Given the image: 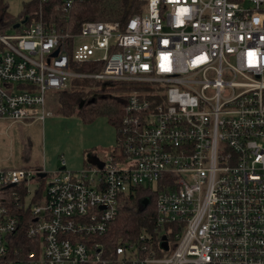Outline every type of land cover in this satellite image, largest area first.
Wrapping results in <instances>:
<instances>
[{
	"label": "built area",
	"instance_id": "2783aa9c",
	"mask_svg": "<svg viewBox=\"0 0 264 264\" xmlns=\"http://www.w3.org/2000/svg\"><path fill=\"white\" fill-rule=\"evenodd\" d=\"M143 1L123 27L0 34V121H44L74 79L127 94L101 165L63 160L32 205L38 252L7 258L16 219L0 203V264H264V0ZM43 173L0 169V190ZM137 186L156 192L154 228L109 252L101 237Z\"/></svg>",
	"mask_w": 264,
	"mask_h": 264
},
{
	"label": "trees",
	"instance_id": "16d2710c",
	"mask_svg": "<svg viewBox=\"0 0 264 264\" xmlns=\"http://www.w3.org/2000/svg\"><path fill=\"white\" fill-rule=\"evenodd\" d=\"M64 2L65 0H24L21 11L17 17H14L8 12L7 1L0 0V34H6L9 30L18 32L31 21H42L70 33L79 32L83 23L90 20L116 21L123 27L131 16L140 14L144 6L143 0H75L71 7L64 11L62 6ZM25 18L27 20L23 24L14 28L16 23ZM77 65V69L81 72L100 69V66L92 68L87 63ZM88 84L97 86L100 82L74 79L71 83L73 88L57 93L56 102L53 104L55 112L63 115H88L92 118L104 115L118 131L127 94L116 92L100 95L97 94L100 91L99 88L85 91L84 86ZM113 89L119 88H109V90ZM42 193L41 186L34 191L33 197L27 203L28 189L25 183L0 190L1 205L16 219L15 229L5 237L8 259L18 260L31 251H39V237H28L26 230L28 224L36 217L32 214V205L40 203ZM155 196L156 192L151 188L137 186L120 197L118 213L101 237L107 251L110 252L116 246L136 241L143 231L153 230L156 218ZM144 199H147L146 204H143ZM157 254L163 255L159 252Z\"/></svg>",
	"mask_w": 264,
	"mask_h": 264
},
{
	"label": "rangeland",
	"instance_id": "374dc122",
	"mask_svg": "<svg viewBox=\"0 0 264 264\" xmlns=\"http://www.w3.org/2000/svg\"><path fill=\"white\" fill-rule=\"evenodd\" d=\"M8 12L17 17L21 11L24 0H6ZM9 30L8 33H13ZM110 87H118L117 90H109ZM114 84L97 86L88 84L84 90L100 89L97 94L121 93L125 90ZM73 88L70 86L68 89ZM93 97V96H92ZM51 114L42 122H28V124L11 123L0 125V158H6L4 163L15 166L22 153H31L32 159L40 164L46 176L41 181L36 177L29 185L31 195L35 190L44 189L50 176L57 172L65 161V167L69 170H80L89 153L97 154L103 158L116 146V127L108 122L104 115H97L93 118L88 115H63L55 112L53 104L56 102L51 98ZM51 101V100H50ZM39 165V166H40ZM35 168V167H32ZM44 194V193H43ZM42 194V197H43ZM31 196L26 198L28 203ZM172 245V244H171Z\"/></svg>",
	"mask_w": 264,
	"mask_h": 264
},
{
	"label": "crops",
	"instance_id": "0c3cea01",
	"mask_svg": "<svg viewBox=\"0 0 264 264\" xmlns=\"http://www.w3.org/2000/svg\"><path fill=\"white\" fill-rule=\"evenodd\" d=\"M9 124H11V122H7V121H0V125H9ZM13 124V123H12ZM19 124H28V123H19ZM27 156L28 157H26V154L25 153H22L20 156H19V158L18 159H20L18 162H16V163H14L15 164V166H9L8 164H0V169H9V168H32V167H35V168H40V169H42L43 171H44V169L41 167V165L40 164H37V162H35L33 159H32V154L31 153H27ZM94 157V156H97V157H100V156H98L97 154L95 155H93V153H89L87 156H86V161H85V163H87V162H90V157ZM7 159V157L6 158H0V161L2 162V160H3V162L2 163H4L5 162V160ZM84 163V164H85ZM40 165V166H39ZM59 170V169H58ZM45 173V172H44ZM44 173L43 174H41L39 177H38V179H40L41 181H43L44 180V177H45V175H46V173H45V175H44ZM35 180V179H34ZM33 181V180H32ZM31 181V182H32ZM27 189L29 190V188L27 187Z\"/></svg>",
	"mask_w": 264,
	"mask_h": 264
},
{
	"label": "water",
	"instance_id": "95a60500",
	"mask_svg": "<svg viewBox=\"0 0 264 264\" xmlns=\"http://www.w3.org/2000/svg\"><path fill=\"white\" fill-rule=\"evenodd\" d=\"M26 20H27V19L25 18V19L21 20L20 22L16 23L15 26H14V28L19 27V26H20L21 24H23ZM89 159H90V162H91V163H93V164H97V165H101V162H100V160H99V158H98L97 156H94V157L92 156V157H90ZM62 168H63V166H61L59 169H62ZM146 203H147V199H144V200H143V204H146ZM162 238L165 239L166 237L163 236ZM163 245H164L165 248H167L166 243H164Z\"/></svg>",
	"mask_w": 264,
	"mask_h": 264
}]
</instances>
